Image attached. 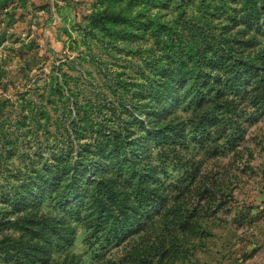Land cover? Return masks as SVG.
<instances>
[{"label":"rangeland","instance_id":"obj_1","mask_svg":"<svg viewBox=\"0 0 264 264\" xmlns=\"http://www.w3.org/2000/svg\"><path fill=\"white\" fill-rule=\"evenodd\" d=\"M201 1L0 0V264H264V108L243 104L239 118L204 131L185 91L173 90L169 102L147 98L172 67L165 30L202 14ZM204 1L219 8L208 25L242 31L227 16L243 0ZM238 36L255 37L241 57L264 67V35ZM117 114L127 121L128 161L103 167L90 157L81 168L129 169L137 158L132 166L161 198L142 209L143 231L97 239L89 209L76 216L68 210L75 198L54 197L61 178L52 194L17 199L21 186L92 142L90 128L81 132L85 118L109 130ZM87 190L94 186L80 191L85 206ZM46 221L54 228L45 239L21 227L38 231Z\"/></svg>","mask_w":264,"mask_h":264},{"label":"trees","instance_id":"obj_2","mask_svg":"<svg viewBox=\"0 0 264 264\" xmlns=\"http://www.w3.org/2000/svg\"><path fill=\"white\" fill-rule=\"evenodd\" d=\"M206 5L207 2L204 0L198 2L196 13L202 14L194 15L189 20L185 18L178 22V27L165 30V35L169 40L167 42L168 50L164 48V57L173 61L172 67L168 71L169 74H164V72L160 74L166 82L156 85V88L149 90L150 92L147 94V98L160 103L164 100L169 102L173 90L176 93L185 91L190 97L186 106L194 105L190 110L198 107L199 128L204 131L206 124L210 121H221L224 117L239 118L238 111L243 104L248 103L247 105L252 108H264V67L259 66L254 58L241 57V51L256 46L255 37L242 40L238 36V33L245 31L248 33L254 31L264 35V0H243L239 9L233 8L230 11L238 13L227 16L232 28L244 27L235 36L228 34L225 28L217 30V27L212 28L208 25L209 16L213 17L214 15L209 12L217 13L219 8L215 4L216 8L209 11L207 10L209 7ZM187 11L188 9L183 13ZM174 83H179L182 89L174 88V86L172 88ZM166 107H168V103L164 105V108ZM122 110L128 114V109L125 106H122ZM171 110L173 109L171 108ZM253 119H257V116ZM113 121L114 124L108 130L105 122H97L94 125L92 120L85 118L81 132L89 134L87 131L90 128L91 134L89 135L92 142L84 144L76 154V159L69 156L64 168H52L47 176L39 173L28 184L21 186V192L18 193L17 199L25 197L22 200H27L33 192L41 193L48 188L51 190H48L47 194H52L56 187V179L61 178V182L58 184L66 183L63 186L60 185L61 187L54 197H58L59 200L62 198L64 202L75 198L76 200L68 207V210L71 214L76 213V216H79L82 210L89 209L88 214L93 213L91 214L93 217L90 215L91 218L85 220V223L91 228L92 233H96L97 239L103 237L105 233V240L111 242L115 238L117 241H121L133 231V227H138L139 231H143L144 228L141 227L139 220V216L143 214L141 213L142 209L157 205L161 198L155 190L149 188V184H146L147 180L143 176L145 174L132 166L133 163L138 162L137 158L129 160V166H131L129 169L113 168V171L112 168L98 167L91 168L92 170L81 168L84 167L83 164L88 166L85 160L89 161L92 159L90 157L95 159L92 162L100 163L103 167L104 163L117 166L122 160L128 161L127 157L130 151L128 153L126 151L128 148L127 136L123 134V131H127V121L122 118V114H117ZM170 131H175V128ZM171 135L167 132L162 138L166 140L172 138ZM77 139L83 138L77 135ZM83 171L88 174L85 178H80ZM153 173L148 177L153 176ZM108 174L110 177H106ZM90 175L94 178H91ZM83 182L85 183L83 184ZM87 185H93L94 190L91 192L87 190L89 196L85 206L81 199L83 195L81 197L79 195L81 190L87 189ZM124 189L129 191L128 195L124 193ZM57 203L59 204L60 201ZM24 205L23 207H25ZM21 227L39 233L43 239L51 234L54 228L47 221L38 231L25 225ZM137 232L138 230L134 233Z\"/></svg>","mask_w":264,"mask_h":264}]
</instances>
